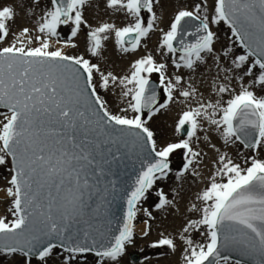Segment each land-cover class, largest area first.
Returning a JSON list of instances; mask_svg holds the SVG:
<instances>
[{"label":"snow or ice","instance_id":"1","mask_svg":"<svg viewBox=\"0 0 264 264\" xmlns=\"http://www.w3.org/2000/svg\"><path fill=\"white\" fill-rule=\"evenodd\" d=\"M18 6L19 13L0 0V166L9 172L0 194L12 217L0 216V264H87L89 256L94 264H118L133 241L138 205L156 183L174 176L179 185L156 190L154 207L165 210L177 208L183 185L200 177L201 145L217 155L187 209L198 215L150 246L176 252L179 241L183 264H228L222 247L264 264V159L257 155L264 150V0H177L166 27L162 0H18ZM18 15L24 23L13 31ZM221 22L245 54L216 49L212 26ZM153 33L158 42L149 51L145 41ZM109 41L124 55L143 49L124 74L99 63ZM201 68L210 79H196ZM109 92L116 110L105 99ZM177 104L183 107L173 137L158 142L150 122ZM212 133L251 155L235 162L210 142ZM122 149L137 153L142 166L125 193L122 225L109 235L91 221L105 208L102 178L126 154ZM177 152L182 158L173 168ZM144 223L147 236L151 225ZM196 232L203 242L194 240Z\"/></svg>","mask_w":264,"mask_h":264},{"label":"bare ground","instance_id":"2","mask_svg":"<svg viewBox=\"0 0 264 264\" xmlns=\"http://www.w3.org/2000/svg\"><path fill=\"white\" fill-rule=\"evenodd\" d=\"M190 3L191 0H188ZM211 2V0H210ZM162 3L164 5V9L160 11V14L164 18V23L161 24V27H166L167 24V19H168V13H170L175 7H177V0H162ZM90 22L95 23V20H92V12L87 13ZM100 19H106V17H100ZM117 23L119 24L120 21L117 19ZM213 31L216 33L217 36V42L215 44L216 49L220 50L224 45H228L232 47V52L239 55L241 54L239 51L236 50L235 46L233 45L234 40L227 34V27L224 25L223 22H221L218 25H213L212 26ZM229 33V31H228ZM158 42V34L153 33L151 37L145 41L147 44V50L151 51L155 45ZM232 43V44H231ZM143 53V49H139L136 53L135 56L128 54L124 55L117 51L114 48V45L111 41L107 43L106 51L103 53V58L99 61L101 67L106 70L113 71L114 73L117 74H124L127 70H129V65L131 60L134 58H138L139 55ZM160 57L157 55V60H159ZM209 65H211V60L208 61ZM227 63V61L225 62ZM250 63V62H248ZM212 75H215V68L212 67L211 69ZM200 73H205V69L201 68L198 73H196V79H202V78H207L210 79L211 77H208L207 74L205 73V77H201ZM187 78V77H186ZM233 83L239 88L240 81L234 80ZM243 83H248V79L245 78ZM257 95H261L262 93L257 90ZM111 94L115 97L116 101V94L112 93ZM182 105H173L170 107L169 110L163 111L160 114H158L153 120H152V125L156 126L159 131L161 132L162 135L166 139H171L174 134V122L176 119H178V111L182 108ZM155 127V128H156ZM210 142L216 144L217 148L221 150V152L226 153L229 157H231L235 162L239 163V159L241 157V147L239 143L234 144V145H228L224 146L222 140L215 134L212 133L210 137ZM203 148L204 152L206 153V156L203 159L202 165L197 169L201 175L200 177L196 179H189L184 185V193H183V198L182 199H177V208H168L166 209V224H160L156 225L153 230H151L150 233V238H153L152 240L155 241L160 237V233L164 232L165 234H172L175 235L177 229L188 219V218H196L198 214H193L189 213L187 211L188 208H190L189 205H186L187 201L189 200V203L194 202V196L197 194V192L201 189L202 186H206L205 181L207 176L214 171V166L212 164L213 159L216 158L217 153L208 148L205 145H201ZM264 152V150H262ZM168 189L166 190V193H170L173 188H178L179 185L175 182V179L170 183V185L167 186ZM171 198V197H170ZM145 229V223L140 224L135 226V230L138 231L139 234L142 235L143 231ZM194 239H200L201 235L198 234L197 232L193 234ZM200 236V237H199ZM151 240V241H152ZM151 241L147 243H137L135 245L136 247H140L142 244V248L150 246ZM166 248V247H162ZM182 249L179 247V241H178V248L176 252H172L171 250L168 249L169 253L172 255H178ZM169 261L172 260L171 257H167ZM132 260V259H131ZM9 264V263H8ZM126 264V261L125 263Z\"/></svg>","mask_w":264,"mask_h":264},{"label":"rangeland","instance_id":"3","mask_svg":"<svg viewBox=\"0 0 264 264\" xmlns=\"http://www.w3.org/2000/svg\"><path fill=\"white\" fill-rule=\"evenodd\" d=\"M4 3L9 4V5H13L17 7V11L19 13V6H18V0H3ZM39 9H37L38 11ZM24 23L23 20H21L18 18L16 20V23L11 25L12 30L15 31L16 30V26L19 24ZM228 31L227 34L233 39L232 37V32L231 29L229 28V26L227 24H224ZM62 33H67L68 29L63 28L61 29ZM11 39V37L9 38ZM234 40V39H233ZM232 44V43H231ZM233 45L235 46L236 50L239 51L241 54H245L246 53V49H244L243 47H241V45L239 44V42L234 40ZM82 50V49H81ZM255 59L254 57H250L248 62H252V60ZM93 62H96V60H93ZM152 80L158 81V76L156 74H153L151 76ZM103 94V92H102ZM160 95L161 97L163 96L162 90H160ZM105 99H107L109 101V105L111 108H113V110H116L118 105L117 103H115V97L111 94V92H109L106 96ZM162 102V99H161ZM0 111H5L4 109H0ZM0 119H2V117H0ZM150 127L153 128V130L156 132L157 135V139L158 142H164L165 140H167L164 135L161 134V132L159 131V129L152 125V121L150 122ZM156 127V128H155ZM241 157L239 159V163H243V160L245 158V156L251 155V153L249 152V150L244 149L241 145ZM260 158L264 159V152L261 150L258 154H257ZM181 158H182V153L181 152H177L173 157H172V162H173V168H175L178 164H180L181 162ZM9 176V172L8 170L3 167L0 166V186H3L6 181H5V177ZM174 176H170L168 179L165 180H161L158 181L156 183V185L154 186V189L152 190L151 194L148 195L147 199H145L144 201L141 202V204L138 205V208L140 209V211H138L137 216L134 220V225H140L143 224L145 222V220H148V223L151 225V230H153V228L158 225V223L160 224H166V209L165 210H158L154 207V201L157 200V195H156V190L163 188V190L166 192V190L168 189V185H170V183L173 181ZM205 186H202V188H204ZM186 205L191 206V203H189V200L187 201ZM143 209H148L149 211L152 212L153 214V218L149 219L147 217V215L145 214V212L143 211ZM0 216H6L7 219H11V215L10 213L7 212V205L4 201L3 195L0 194ZM151 230L149 231V234L147 236H144L143 234H139L137 230H135V235L133 238V241L131 244L126 245L125 248V252L122 254V256L119 258L118 264H123L126 261V264H183L182 262V250L180 251V253L178 255H172L171 253H169L167 248H153L151 246H147L142 248V244L140 247H136L135 245L139 242V243H147L149 241H151L153 238H150V233ZM203 230V229H202ZM199 234V232H197ZM200 237V236H199ZM196 241L199 242H203L204 241V237L201 236L200 239H194ZM154 241H151V244ZM132 253H136L139 255V260L138 262H134L131 260L130 258V254ZM167 257H171L172 260L169 261L168 259H166ZM11 258H9L10 260ZM9 261H3L2 264H8ZM37 263V261L34 259L32 261V264ZM50 264H59L57 259H53L52 261H50ZM78 264H85V262L83 260H80L78 262ZM87 264H94V257L89 256L87 259ZM220 264H224L223 261L220 262ZM228 264H236L235 260L230 259L228 261ZM240 264H245L240 262Z\"/></svg>","mask_w":264,"mask_h":264},{"label":"water","instance_id":"4","mask_svg":"<svg viewBox=\"0 0 264 264\" xmlns=\"http://www.w3.org/2000/svg\"><path fill=\"white\" fill-rule=\"evenodd\" d=\"M188 39V38H185ZM156 82L155 80H152ZM159 91V89H158ZM121 159L111 164L110 169L106 170L105 177L102 178L100 187H107L108 191L104 198L106 201L105 208L99 217H94L91 223L95 229L100 232L108 233L109 235L116 234L122 225L124 213L126 211L125 193L131 190V187L141 169L142 161L140 156L135 152H127ZM106 181H114L115 186L106 184ZM95 199V197H93ZM91 204L92 201H89ZM95 207V205H93ZM80 228L86 227L83 223ZM221 255L229 256L232 260H239L245 264H254V259L251 256L244 255L240 249L235 247H222ZM130 258L137 262L139 255L136 253L130 254ZM37 264V263H35Z\"/></svg>","mask_w":264,"mask_h":264}]
</instances>
